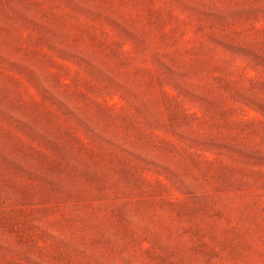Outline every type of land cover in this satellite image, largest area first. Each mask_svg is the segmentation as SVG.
Instances as JSON below:
<instances>
[{"label": "rangeland", "instance_id": "374dc122", "mask_svg": "<svg viewBox=\"0 0 264 264\" xmlns=\"http://www.w3.org/2000/svg\"><path fill=\"white\" fill-rule=\"evenodd\" d=\"M0 264H264V0H0Z\"/></svg>", "mask_w": 264, "mask_h": 264}]
</instances>
